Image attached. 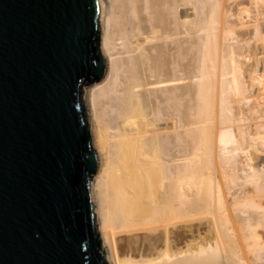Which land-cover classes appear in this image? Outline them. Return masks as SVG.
<instances>
[{
	"label": "water",
	"instance_id": "95a60500",
	"mask_svg": "<svg viewBox=\"0 0 264 264\" xmlns=\"http://www.w3.org/2000/svg\"><path fill=\"white\" fill-rule=\"evenodd\" d=\"M100 0H0V264H108L81 96L105 82Z\"/></svg>",
	"mask_w": 264,
	"mask_h": 264
},
{
	"label": "bare ground",
	"instance_id": "6f19581e",
	"mask_svg": "<svg viewBox=\"0 0 264 264\" xmlns=\"http://www.w3.org/2000/svg\"><path fill=\"white\" fill-rule=\"evenodd\" d=\"M143 1L147 2L100 0V53L107 59L108 72L104 87L101 88L103 83L94 85L82 96L88 113L92 112L89 128L94 127L104 151L99 173L91 180V200L105 257L110 264H233L237 256L249 253L259 259L264 244V231L257 229L261 226L259 223L264 225V173L252 168L251 174L240 183V197L227 191L232 188L228 186L236 184L240 178L235 174V165L229 163L226 168L221 165L218 152L225 157L235 147L234 150L241 149L234 129L222 126L220 116L216 117L209 128L210 158L200 159L189 173H176L163 156L159 141L150 137L151 128L157 124L146 118L139 100H135V90L142 85L137 81L123 83L119 80L111 39L115 5L125 4L123 13L130 9L128 14L132 15L141 12ZM252 1L264 6V0ZM226 3L227 0H220L222 31L224 39L228 40L235 30H226ZM243 12L250 17V11ZM259 13L257 11L255 22ZM246 34L248 30L239 33ZM260 34L264 44V30ZM243 47L245 56L253 54L254 59L256 53L250 43H243ZM234 56L230 88L234 99L239 100L251 90L250 86L263 83L257 73V59L246 71ZM214 80L216 97L220 82L217 77ZM101 94L111 108L112 118H106L109 122L99 115L97 104ZM239 138L243 140L244 133H239ZM235 218L244 221L247 232L253 231L258 249L252 248L249 236L244 238L242 228L240 232L234 228Z\"/></svg>",
	"mask_w": 264,
	"mask_h": 264
},
{
	"label": "rangeland",
	"instance_id": "374dc122",
	"mask_svg": "<svg viewBox=\"0 0 264 264\" xmlns=\"http://www.w3.org/2000/svg\"><path fill=\"white\" fill-rule=\"evenodd\" d=\"M142 3L141 12L132 15L128 14L130 9L124 14L125 4L115 5L111 39L119 80L123 83L137 81L142 85L135 90V100H139L146 118L157 124L151 128L150 137L159 141L163 156L176 173H189L200 159L210 158L209 128L216 122V117L220 116L222 126L234 129L241 149L234 150L237 149L235 147L225 157L221 151L218 154L225 168L229 163L237 167L235 174L240 179L229 185L232 188L227 191L240 197V183L251 174V169H261L264 173V44L260 34L264 30V6L251 0L242 3L240 0H227L226 30H235L232 39L227 40L222 31L220 0H147ZM244 9L250 11V17L243 12ZM257 11L260 13L255 22ZM245 30L248 34L239 35ZM246 42L256 53L254 59L253 54H248L251 57L249 61V56L244 54L245 48H242ZM234 55L246 71L251 64H256L253 61L257 59V73L263 83L250 86L251 90L239 100L234 99L230 88ZM245 74L247 78V72ZM216 77L220 83L215 97L213 82ZM127 102L126 97L125 105ZM84 107L90 126L92 115L89 113L92 112L88 113ZM108 107L105 96L101 94L97 108L107 122L112 118ZM239 133H244L243 140ZM242 221L235 218L234 228L239 232L242 228L244 238L249 236L252 248L258 249L253 231L247 232ZM259 225L257 229L264 231V225ZM97 230L99 232L98 223ZM237 230L240 235L242 232ZM261 247V251L256 250L260 251L259 259L249 253L246 255L248 258L237 256L233 264H264V244Z\"/></svg>",
	"mask_w": 264,
	"mask_h": 264
}]
</instances>
